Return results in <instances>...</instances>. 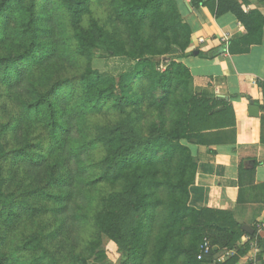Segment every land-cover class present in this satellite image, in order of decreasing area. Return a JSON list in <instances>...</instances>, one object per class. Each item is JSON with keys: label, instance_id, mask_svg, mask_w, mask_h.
Wrapping results in <instances>:
<instances>
[{"label": "trees", "instance_id": "trees-1", "mask_svg": "<svg viewBox=\"0 0 264 264\" xmlns=\"http://www.w3.org/2000/svg\"><path fill=\"white\" fill-rule=\"evenodd\" d=\"M247 1L215 0L214 15L233 14L250 45L261 38L264 0L244 10ZM92 2L0 0V264H91L104 239L122 264H219L213 255L229 249L225 264L235 263L250 249L242 237L258 247L260 238L232 212L188 205L190 145L218 106L178 61L189 25L175 0H108L104 23ZM96 49L105 73L91 66ZM243 148L240 183L253 181L243 165L256 152L244 158ZM79 227L90 233L77 249L68 238ZM251 259L264 264L259 253Z\"/></svg>", "mask_w": 264, "mask_h": 264}, {"label": "crops", "instance_id": "crops-1", "mask_svg": "<svg viewBox=\"0 0 264 264\" xmlns=\"http://www.w3.org/2000/svg\"><path fill=\"white\" fill-rule=\"evenodd\" d=\"M175 2L191 29L188 47L178 61L189 69L194 85L218 101L216 111L202 128L200 143L190 145L197 164L194 182L188 187V205L197 210L232 212L241 230L248 229L260 238L259 247L250 246L233 264H248L258 253L264 261V27L259 42L247 45L242 39L245 30L233 14L214 15L215 0L201 7H193L190 0ZM249 2L244 10L256 7L255 1ZM224 37L228 38L226 49ZM200 53L211 55L203 57ZM250 106L257 110L250 111ZM238 146L244 147V158L252 151L250 147H256L255 157L243 165L253 169V181L243 177L240 183ZM234 252L220 250L213 259L225 264Z\"/></svg>", "mask_w": 264, "mask_h": 264}, {"label": "rangeland", "instance_id": "rangeland-1", "mask_svg": "<svg viewBox=\"0 0 264 264\" xmlns=\"http://www.w3.org/2000/svg\"><path fill=\"white\" fill-rule=\"evenodd\" d=\"M245 5H251L249 1ZM92 11L94 17H96L101 23H104L106 19L108 18L109 15V8H108V0H93L92 2ZM169 55L166 57H157L160 58V62L163 63L164 60L168 58ZM105 55L103 51L100 49H96L93 54V58L91 60V66L94 70L99 71L101 73H105L106 71L109 70V67L105 65ZM122 65V63H121ZM195 86V85H194ZM195 89H200L195 86ZM208 92V89H206ZM79 233L74 234L72 237H69V246H73L77 249H80L83 244L88 240L89 237V230L84 227H79L77 230ZM208 242L211 243L209 238H206ZM102 248L104 250V257L102 260H96L93 257L89 259L91 264H122L124 261V254L121 250H118L115 245H113L111 242L107 240H102ZM53 249H57V243L52 244ZM61 253V251H59Z\"/></svg>", "mask_w": 264, "mask_h": 264}, {"label": "built area", "instance_id": "built-area-1", "mask_svg": "<svg viewBox=\"0 0 264 264\" xmlns=\"http://www.w3.org/2000/svg\"><path fill=\"white\" fill-rule=\"evenodd\" d=\"M223 41H224V47L226 49L228 46V38L224 37ZM160 68L163 69L162 65L160 66ZM245 239L247 241H249L251 247L256 249V247H257L256 238H250L249 236H246ZM209 247H210V244H209L208 240L206 238H204L202 244L200 245L201 251H207L209 249ZM201 255H202V253H200V255L197 256V259H201ZM216 260H217V262L220 261V259H216ZM248 262H249V264H255V262L253 261V259H251V257L249 258Z\"/></svg>", "mask_w": 264, "mask_h": 264}, {"label": "water", "instance_id": "water-1", "mask_svg": "<svg viewBox=\"0 0 264 264\" xmlns=\"http://www.w3.org/2000/svg\"><path fill=\"white\" fill-rule=\"evenodd\" d=\"M249 110L252 112H255L257 110V107L256 106H250ZM246 232L249 234H252V231H249L248 229H246Z\"/></svg>", "mask_w": 264, "mask_h": 264}]
</instances>
